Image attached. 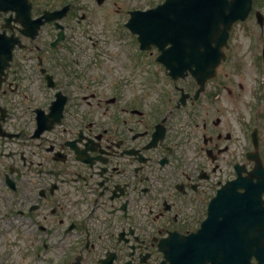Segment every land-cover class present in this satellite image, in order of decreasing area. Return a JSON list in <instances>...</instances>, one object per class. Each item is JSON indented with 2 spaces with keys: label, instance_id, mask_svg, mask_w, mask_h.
Returning a JSON list of instances; mask_svg holds the SVG:
<instances>
[{
  "label": "flooded vegetation",
  "instance_id": "obj_1",
  "mask_svg": "<svg viewBox=\"0 0 264 264\" xmlns=\"http://www.w3.org/2000/svg\"><path fill=\"white\" fill-rule=\"evenodd\" d=\"M30 2L0 12V264H162L170 233L199 234L182 264H264V77L235 40L197 94L209 48L166 83L128 26L159 0Z\"/></svg>",
  "mask_w": 264,
  "mask_h": 264
},
{
  "label": "water",
  "instance_id": "obj_2",
  "mask_svg": "<svg viewBox=\"0 0 264 264\" xmlns=\"http://www.w3.org/2000/svg\"><path fill=\"white\" fill-rule=\"evenodd\" d=\"M15 1V0H9ZM24 1V0H23ZM171 4H176L175 9H183L187 12L190 8L188 6L195 5L197 9L201 10L207 8L209 14V23L213 26L223 22L225 40L228 36V28L237 19H245L248 12L252 9L251 0H167L164 4V9L175 10ZM178 12L180 10H177ZM263 24V17L261 20ZM159 25L151 26V29H158ZM211 32V29H208ZM215 31V30H213ZM163 44V43H162Z\"/></svg>",
  "mask_w": 264,
  "mask_h": 264
},
{
  "label": "rangeland",
  "instance_id": "obj_3",
  "mask_svg": "<svg viewBox=\"0 0 264 264\" xmlns=\"http://www.w3.org/2000/svg\"><path fill=\"white\" fill-rule=\"evenodd\" d=\"M257 3L256 8L261 10L263 15H264V0H255ZM116 9V7L112 6V10L114 11ZM252 19L246 21L243 24H238V26L235 27V36H234V45H236L237 47H239L237 50L240 51L241 53V62L243 64V68H244V73L249 75L250 78L256 76L255 73V69L256 66H258L257 62H252L253 57H255L256 55H259V58H261V53L264 49V27H258L254 17H252ZM254 29V30H253ZM249 30H253L256 33H254V36L256 37V39H258L257 41V47L254 48L251 51L250 48V53L247 51L249 48V45L251 43V39H249ZM245 35V36H243ZM248 46V47H247ZM244 49H246L245 54H244ZM255 79V77H254ZM254 81V80H253ZM244 82V81H243ZM245 83V82H244ZM18 262V261H15ZM15 262H12L10 264H13Z\"/></svg>",
  "mask_w": 264,
  "mask_h": 264
}]
</instances>
